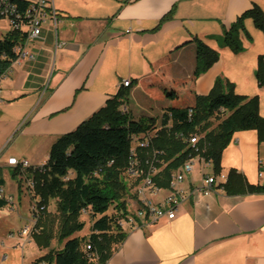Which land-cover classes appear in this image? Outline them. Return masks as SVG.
<instances>
[{"label":"crops","instance_id":"1","mask_svg":"<svg viewBox=\"0 0 264 264\" xmlns=\"http://www.w3.org/2000/svg\"><path fill=\"white\" fill-rule=\"evenodd\" d=\"M54 5L57 28L47 22L42 35L28 43L35 61L13 63L2 79L1 187L15 202H6L0 209V220H4L0 225L6 226L0 236V264H44L39 259L53 248L40 249L34 241L42 230L41 217L35 221L38 230L29 242L23 244L18 237L33 222L32 202L43 204L36 186L41 182L37 176L45 171L38 168L47 163L51 146L60 136L105 107L119 90L152 100L138 79L151 76V65L167 53L172 52L173 76L190 78L196 67L194 39L206 43L220 59L195 81V93L208 95L216 79L225 78L235 85L237 94L259 97L264 118V88L255 78L258 57L264 55V33L247 19L245 29L251 40L241 34L245 50L240 54L220 48L210 39L221 35L223 26L229 28L253 5L264 12V0H54ZM168 14L172 18L161 24ZM128 80L131 85L124 89L123 82ZM160 104L162 109L170 107ZM10 143L15 144L11 152ZM10 158L28 160L31 167L10 166ZM221 165L225 182L203 195L198 192L201 170L195 168L182 184L187 199L176 217L145 219L137 227L125 229V241L115 248L107 264H264V195H229L224 189L232 169L249 184L264 185V142L259 143L257 131L235 133ZM159 173L156 169L153 177ZM29 178L34 181L32 189ZM170 190V185L163 187L161 197ZM22 199L30 214L19 226ZM128 202L131 210L139 208L138 198ZM45 207L47 212L49 207ZM14 212L17 216L9 219L7 214ZM12 232L16 237H9ZM25 250H38V256L17 261L19 251L23 255Z\"/></svg>","mask_w":264,"mask_h":264},{"label":"trees","instance_id":"2","mask_svg":"<svg viewBox=\"0 0 264 264\" xmlns=\"http://www.w3.org/2000/svg\"><path fill=\"white\" fill-rule=\"evenodd\" d=\"M18 1L23 8L29 6L28 1ZM171 18L172 14H168L161 24ZM247 19L264 33V12L253 5L229 28L223 26L221 35L210 39L234 54L243 53L241 34L251 40L245 29ZM25 40V33L16 30L0 37V79L17 61L15 47ZM194 42L196 67L192 77L173 76L169 52L151 65V76L138 79L153 97L176 103L185 94L188 100L185 104L166 108L159 121L155 117L134 119L121 109L126 93L119 90L105 107L51 146L49 159L43 166L45 172L37 176L41 182L36 193L47 207L54 203L55 212L48 210L42 214L39 223L42 230L34 241L40 249H49L55 238L65 244L60 251L50 250L39 262L107 264L115 248L127 237L119 221L133 213L128 201L137 198L135 187L143 182V178L128 175L131 159L141 160L145 171L160 170L153 180L158 187L167 188L172 175L190 156L202 155L211 160L213 173L219 175L223 152L237 132L255 130L259 143L264 142V118L260 115L258 96L237 94L235 85L222 77L216 79L208 95L195 93V81L219 61L220 54L199 39ZM255 78L258 86L264 88V55L258 57ZM193 136L199 138L198 152L188 142ZM133 141L138 144L134 149ZM142 143L149 146L141 148ZM3 183L0 172V188ZM224 189L229 195H264V185L249 184L234 169L230 170ZM5 203L0 200V209ZM112 208L114 214H110ZM84 215L91 223L88 240L75 236L86 226L82 221Z\"/></svg>","mask_w":264,"mask_h":264},{"label":"built area","instance_id":"3","mask_svg":"<svg viewBox=\"0 0 264 264\" xmlns=\"http://www.w3.org/2000/svg\"><path fill=\"white\" fill-rule=\"evenodd\" d=\"M115 1L119 3L126 2V0ZM0 16L8 20L11 30L25 33V42L17 45L21 48V55L20 57H17L16 62L35 61V55L28 49V43L42 35L43 27L47 22H53L55 28H57L56 25L59 21L54 0H30V6H26L24 8L23 5L13 3L12 0H0ZM6 74L0 79V103H3L2 79L6 76ZM128 83L131 82L129 80L124 81L123 85L128 87ZM188 142L195 151H199L197 147L199 138L197 136L190 137ZM148 146V143L140 144V147L144 149ZM8 163L10 166H14L22 170L31 167L30 162L25 159L19 160L17 158H10ZM43 166L38 169L44 171ZM196 166L200 167L201 170L202 183L201 187L198 189V192L201 194L209 195L215 186L226 181L227 177L225 174L220 173L219 175H215L213 173L211 160H208L202 155L195 157L190 156L181 169L172 175L170 193L161 197L162 188L158 187L153 180V175L156 169L151 168L149 171H145L144 166L139 160L131 159L127 170L128 175L133 179L143 178L142 184L135 189L140 205L139 208L137 207L133 210L132 214L120 219L119 226L125 230L127 228L132 229L137 227V225L145 219L157 221L166 217L168 220H173L176 217L179 207L187 199V194L185 189L182 187V184L187 177L193 174ZM27 181L28 187L32 189L34 187L33 179L29 178ZM152 196L160 198L159 201H154L151 198ZM0 200H4L11 205H14L15 202L14 196L6 194L4 188H0ZM45 210V205L37 201L32 202L30 206V213L33 217V222L32 224L25 226L18 234V237L23 244L29 242L31 236L37 233L38 229L35 221L42 216ZM9 237H16V233H10ZM87 249L90 250L91 246H87Z\"/></svg>","mask_w":264,"mask_h":264},{"label":"rangeland","instance_id":"4","mask_svg":"<svg viewBox=\"0 0 264 264\" xmlns=\"http://www.w3.org/2000/svg\"><path fill=\"white\" fill-rule=\"evenodd\" d=\"M10 30H11V27H10L8 20L7 19H0V37H4ZM132 86H133V88L136 87V81H133ZM149 95H150L152 100H148L144 97H141L140 95H130L129 93L125 94L124 103H123V106L121 107V109L124 110V112H127L129 114V116L131 118H134V119H139L141 117H155L157 119V121H159L161 116H162L163 111L165 110V109H162V106L160 103L164 102L166 105L168 104L169 106L180 107L183 104H185V102L188 101L186 99L187 96L185 94H181L179 101L176 103H172L170 100H167V99H158L156 97H153L151 94H149ZM216 124H217V122H216ZM137 145H138L137 142H135V141L132 142L133 149L136 148ZM14 147H15V144L10 143L8 146V150H10V152H11V151H13ZM197 167L198 166H196V169H197ZM6 177L10 183V177L9 176H6ZM138 185L139 184H137V186ZM21 205L22 206H20L19 210H18V212L21 215V219L18 221L19 226L23 225V223L25 222L24 218H26L27 214L29 213V210L27 208V204L25 201H23V199L21 200ZM49 211L52 213L55 212L54 203H52L50 205ZM114 213H115L114 208H112L110 210V214H114ZM16 214H17V212H14L10 215L7 214V215H8L9 219L14 220V218L17 216ZM0 219H1V217H0ZM1 221L3 222L4 220H0V222ZM82 221L85 222L86 226H85L83 231H81L80 233H77L75 236L81 235L88 240V237L90 235L91 223H90V220L88 219V217H86L85 215L82 217ZM5 228H6V226L0 225V236H1V234ZM112 232L116 233L115 230H113ZM5 239H7V238H5ZM62 244H63V242H59L58 239L55 238L51 244L53 251L54 252L58 251L62 247ZM27 250H25V254H23V255H22L21 251H19V256L16 257L17 261L21 262V259H23L24 256H25V259H29V260L35 258L34 256H38L37 251L39 249L38 250H32V251L30 250L28 253H26ZM27 264H30V262Z\"/></svg>","mask_w":264,"mask_h":264},{"label":"bare ground","instance_id":"5","mask_svg":"<svg viewBox=\"0 0 264 264\" xmlns=\"http://www.w3.org/2000/svg\"><path fill=\"white\" fill-rule=\"evenodd\" d=\"M13 1V3H16V4H19L18 2V0H12ZM20 1H22V0H20ZM23 1H28V3H29V6H30V0H23ZM15 53L18 55V57H20V55H21V48H20V46H16L15 47ZM130 85V83H128V86Z\"/></svg>","mask_w":264,"mask_h":264}]
</instances>
